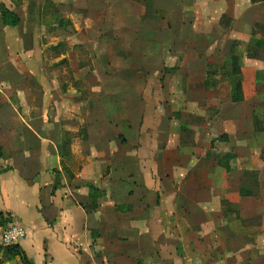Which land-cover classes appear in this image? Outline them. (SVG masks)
<instances>
[{
  "label": "crops",
  "instance_id": "1",
  "mask_svg": "<svg viewBox=\"0 0 264 264\" xmlns=\"http://www.w3.org/2000/svg\"><path fill=\"white\" fill-rule=\"evenodd\" d=\"M45 1L0 0L21 19L20 27L5 28L0 18L1 47L16 43L24 15L35 18L34 8ZM213 59L202 56L203 71ZM11 65L6 52L0 59V264H25L2 246L11 222L27 231L18 247L30 264H264L261 123L255 133L229 138L228 154L235 157L227 171L220 165L225 152L205 157L191 131L183 144L176 129L164 150L161 132L143 133L137 123L126 125L127 117H117L108 134L104 120L91 118V98L61 99L55 92L47 99L45 79ZM120 106L127 108L128 100ZM167 160L169 189L159 179Z\"/></svg>",
  "mask_w": 264,
  "mask_h": 264
},
{
  "label": "rangeland",
  "instance_id": "2",
  "mask_svg": "<svg viewBox=\"0 0 264 264\" xmlns=\"http://www.w3.org/2000/svg\"><path fill=\"white\" fill-rule=\"evenodd\" d=\"M250 2L79 0L66 7L46 0L43 10V3L34 8L35 18L24 15L16 43L0 46V59L7 52L12 67L23 64L45 79L47 99L55 92L61 99L91 98V118L104 120L108 134L117 117H127L124 123H137L143 133L161 132L164 150L176 129L183 144L191 131L194 147L205 148L207 158L224 151L231 168L229 138L255 133L259 123L264 127V2ZM204 55L214 58L206 71ZM236 62L240 75L233 78ZM170 165L163 162L159 173L165 189Z\"/></svg>",
  "mask_w": 264,
  "mask_h": 264
},
{
  "label": "trees",
  "instance_id": "3",
  "mask_svg": "<svg viewBox=\"0 0 264 264\" xmlns=\"http://www.w3.org/2000/svg\"><path fill=\"white\" fill-rule=\"evenodd\" d=\"M264 2V0H251L252 4H258V3H262ZM0 18H1V22L3 27L5 28H18L21 26V19L20 17L13 12L12 10H10L5 4L0 3ZM236 61V60H235ZM240 75V70L238 69V63L236 62L234 64V72L232 74L233 78H235V76H239ZM236 85V90L237 88H239V81L235 84ZM240 100L239 98H234L233 101H238ZM242 100V98H241ZM232 157V156H230ZM3 153L2 150L0 148V159H3ZM220 165L225 168L227 171H230V167L228 166V163H224L223 160L220 162ZM228 166V168H227ZM3 226L2 221H0V228ZM9 252V254L12 257H20L22 259V261L25 264H30L28 258L26 257V255H24L22 252H20L19 247H12V248H6Z\"/></svg>",
  "mask_w": 264,
  "mask_h": 264
},
{
  "label": "built area",
  "instance_id": "4",
  "mask_svg": "<svg viewBox=\"0 0 264 264\" xmlns=\"http://www.w3.org/2000/svg\"><path fill=\"white\" fill-rule=\"evenodd\" d=\"M26 236L27 231L23 227L11 222L2 235V246L4 248L16 247L20 245Z\"/></svg>",
  "mask_w": 264,
  "mask_h": 264
}]
</instances>
